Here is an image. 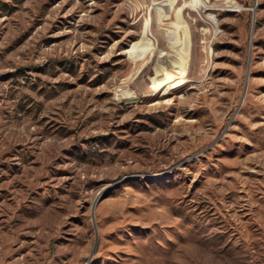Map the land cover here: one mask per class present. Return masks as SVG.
Returning a JSON list of instances; mask_svg holds the SVG:
<instances>
[{
    "label": "rangeland",
    "instance_id": "obj_1",
    "mask_svg": "<svg viewBox=\"0 0 264 264\" xmlns=\"http://www.w3.org/2000/svg\"><path fill=\"white\" fill-rule=\"evenodd\" d=\"M0 264H264V0H0Z\"/></svg>",
    "mask_w": 264,
    "mask_h": 264
},
{
    "label": "bare ground",
    "instance_id": "obj_2",
    "mask_svg": "<svg viewBox=\"0 0 264 264\" xmlns=\"http://www.w3.org/2000/svg\"><path fill=\"white\" fill-rule=\"evenodd\" d=\"M142 34H143V41L141 43L140 50L141 51L150 50L151 52L150 58L156 56L157 54L159 58L162 59L161 61L167 65L162 70L159 71L156 70L154 73L150 74L149 83L152 90L153 91L163 90L162 92L163 94H168L172 90L181 87L185 82L189 81V78L187 77V75H185L186 67L178 65L167 59H164L161 57L160 54L157 53L155 49V45H153V40L150 38L149 20H145L143 24ZM179 42L181 44V47L179 48L180 50L179 52L180 55H182L186 45V41L184 38H181ZM137 54L138 52L136 53V55ZM150 58L144 62V64L139 68V70L142 69L144 65L150 61Z\"/></svg>",
    "mask_w": 264,
    "mask_h": 264
},
{
    "label": "built area",
    "instance_id": "obj_3",
    "mask_svg": "<svg viewBox=\"0 0 264 264\" xmlns=\"http://www.w3.org/2000/svg\"><path fill=\"white\" fill-rule=\"evenodd\" d=\"M210 9L209 5L206 2H201L197 8L199 15H205L207 14L208 10ZM201 10V12H199Z\"/></svg>",
    "mask_w": 264,
    "mask_h": 264
}]
</instances>
